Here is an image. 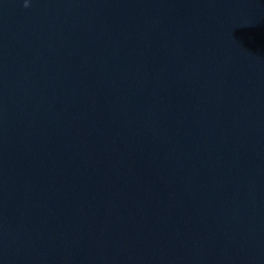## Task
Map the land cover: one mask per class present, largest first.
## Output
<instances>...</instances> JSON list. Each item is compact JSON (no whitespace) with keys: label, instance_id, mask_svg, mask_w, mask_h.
Instances as JSON below:
<instances>
[{"label":"water","instance_id":"water-1","mask_svg":"<svg viewBox=\"0 0 264 264\" xmlns=\"http://www.w3.org/2000/svg\"><path fill=\"white\" fill-rule=\"evenodd\" d=\"M0 0V264H264V0Z\"/></svg>","mask_w":264,"mask_h":264},{"label":"clouds","instance_id":"clouds-1","mask_svg":"<svg viewBox=\"0 0 264 264\" xmlns=\"http://www.w3.org/2000/svg\"><path fill=\"white\" fill-rule=\"evenodd\" d=\"M24 6L28 7V0H25Z\"/></svg>","mask_w":264,"mask_h":264}]
</instances>
